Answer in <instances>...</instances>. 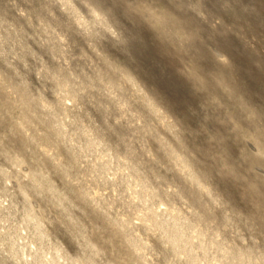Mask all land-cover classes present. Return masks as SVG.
<instances>
[{
	"label": "rangeland",
	"instance_id": "1",
	"mask_svg": "<svg viewBox=\"0 0 264 264\" xmlns=\"http://www.w3.org/2000/svg\"><path fill=\"white\" fill-rule=\"evenodd\" d=\"M0 264H264V0H0Z\"/></svg>",
	"mask_w": 264,
	"mask_h": 264
}]
</instances>
